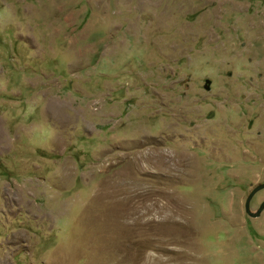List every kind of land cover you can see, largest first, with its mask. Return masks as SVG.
<instances>
[{"label":"rangeland","instance_id":"rangeland-1","mask_svg":"<svg viewBox=\"0 0 264 264\" xmlns=\"http://www.w3.org/2000/svg\"><path fill=\"white\" fill-rule=\"evenodd\" d=\"M260 184L264 0H0V264H264Z\"/></svg>","mask_w":264,"mask_h":264},{"label":"water","instance_id":"water-1","mask_svg":"<svg viewBox=\"0 0 264 264\" xmlns=\"http://www.w3.org/2000/svg\"><path fill=\"white\" fill-rule=\"evenodd\" d=\"M210 83L207 82V88H209ZM264 190V184H260L258 186H256L248 195L246 201H245V212L248 215L249 218L252 219H257L261 216V214L264 212V202L260 205V207L253 212L251 210V202L253 200V198L255 197V195L257 193H259L260 191Z\"/></svg>","mask_w":264,"mask_h":264}]
</instances>
